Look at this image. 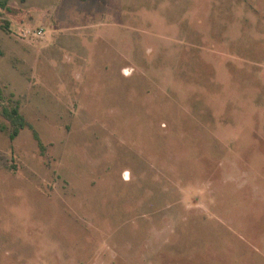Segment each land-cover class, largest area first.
I'll use <instances>...</instances> for the list:
<instances>
[{
  "label": "rangeland",
  "instance_id": "374dc122",
  "mask_svg": "<svg viewBox=\"0 0 264 264\" xmlns=\"http://www.w3.org/2000/svg\"><path fill=\"white\" fill-rule=\"evenodd\" d=\"M0 51V264H264V0H0Z\"/></svg>",
  "mask_w": 264,
  "mask_h": 264
},
{
  "label": "trees",
  "instance_id": "16d2710c",
  "mask_svg": "<svg viewBox=\"0 0 264 264\" xmlns=\"http://www.w3.org/2000/svg\"><path fill=\"white\" fill-rule=\"evenodd\" d=\"M1 54V51H0ZM3 115L11 122L13 128L10 131V138L12 140H15L20 132L25 129V128H30L31 130H33V134L35 139L38 141L39 146L42 147V142L40 140L39 134L37 133V131L34 129L33 125H31L25 118L24 116L21 114L20 109L18 106L14 107V108H4L2 111ZM7 128L6 127H2V131H5Z\"/></svg>",
  "mask_w": 264,
  "mask_h": 264
},
{
  "label": "built area",
  "instance_id": "2783aa9c",
  "mask_svg": "<svg viewBox=\"0 0 264 264\" xmlns=\"http://www.w3.org/2000/svg\"><path fill=\"white\" fill-rule=\"evenodd\" d=\"M43 32H44V29H41V30L38 32V34H39V35H42Z\"/></svg>",
  "mask_w": 264,
  "mask_h": 264
}]
</instances>
